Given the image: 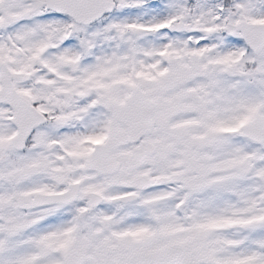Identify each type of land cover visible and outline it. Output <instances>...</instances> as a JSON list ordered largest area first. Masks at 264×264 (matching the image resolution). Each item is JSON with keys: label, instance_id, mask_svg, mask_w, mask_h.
I'll list each match as a JSON object with an SVG mask.
<instances>
[{"label": "snow or ice", "instance_id": "snow-or-ice-1", "mask_svg": "<svg viewBox=\"0 0 264 264\" xmlns=\"http://www.w3.org/2000/svg\"><path fill=\"white\" fill-rule=\"evenodd\" d=\"M0 264H264V0H0Z\"/></svg>", "mask_w": 264, "mask_h": 264}]
</instances>
